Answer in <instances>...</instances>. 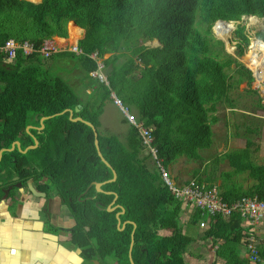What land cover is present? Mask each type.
<instances>
[{
	"label": "trees",
	"instance_id": "trees-1",
	"mask_svg": "<svg viewBox=\"0 0 264 264\" xmlns=\"http://www.w3.org/2000/svg\"><path fill=\"white\" fill-rule=\"evenodd\" d=\"M243 17H257L264 25V0H0V45L14 39L37 47L53 37L67 38L72 22L77 27L71 28L83 30L78 47L85 55H109L104 61L108 86L89 76L96 65L86 56L61 53L51 58L77 61L95 84L84 98L45 70L47 61L37 55L26 57L19 51L14 64L0 56V150L15 141L23 150L33 145V137L38 142L25 154L2 153L0 200L14 177L23 184L45 180L38 188L43 193L53 190L68 209L74 222L69 228L71 243L85 264H130L134 225L133 264H189L183 254L194 239L183 233L181 202L171 196L159 170L148 167L149 157L143 156L136 130L128 126L124 141L102 135L99 117L114 93L136 111L144 126L153 129L157 158L164 169L179 158L201 161L200 152L213 143L218 103L235 108L228 99L235 78L237 85L251 88L250 71L224 51L211 31L217 21L236 23ZM233 35L235 54L241 57L248 44L245 27L237 25ZM255 36L264 42V29ZM154 41L160 45L151 46ZM138 68L142 72L134 77ZM63 111H71L72 120L68 112L60 115ZM45 117L50 118L38 130L39 120ZM76 118L95 128L98 149L108 166L97 155L92 129L74 122ZM222 158L233 168L221 174L224 181L247 174L254 182L247 191L237 184L220 190L223 199L256 196L264 200V167L246 168L242 154ZM112 172L116 180L108 182ZM198 174L193 172L194 178L210 183ZM114 197L117 208L108 212ZM121 210L117 228L116 214ZM200 219L199 211H193L189 224L195 226ZM208 222L203 238L217 246L215 257L225 264H247L241 257L247 231L240 216L234 213L228 221ZM165 228L172 230L171 236L157 237L158 230ZM258 250L263 257L264 247Z\"/></svg>",
	"mask_w": 264,
	"mask_h": 264
},
{
	"label": "rangeland",
	"instance_id": "rangeland-1",
	"mask_svg": "<svg viewBox=\"0 0 264 264\" xmlns=\"http://www.w3.org/2000/svg\"><path fill=\"white\" fill-rule=\"evenodd\" d=\"M232 25L233 29H229L228 32H225L226 35L221 36V31L216 28H212L211 31L214 38L217 40L220 38V41L223 40L224 51L233 56L237 63L241 65L240 62L245 59H243V57H237L235 54L236 48L233 49L232 47V43L235 45L236 42L233 35L234 30L237 25H240L245 27V33L247 32L250 35H254L256 32L263 30L264 25L261 19L255 20L254 18L251 20L246 17L242 18L239 22H232ZM69 26L71 28L74 25ZM150 45L157 46L155 41L150 43ZM43 66L48 72L65 80L68 85L83 98L89 93L90 87L95 86V84H92V81L85 76L83 69L78 65L77 61L68 58H64L63 60L54 58L53 60L51 59L43 63ZM104 72L106 73L105 70ZM141 72V68L136 69L134 77H138ZM105 75L107 77V74ZM236 79L237 78L233 81V90L228 94V99L233 103V107L235 108H230L227 102H219L217 112L213 115L217 118V122L212 126L213 143L211 148L200 152L202 157L201 161H187L185 158H181L176 165H172L170 168L166 169L170 181L175 183L178 180L185 179L183 178L185 175H187V180H189L194 178L193 172H197L200 178L218 185L221 191L235 184L239 185L242 191H247L253 185L254 182L248 178L247 174L234 175L228 181H224L221 178L222 173L231 172L233 170L228 161L222 158L225 154H242L245 158L246 168L264 167V104L260 97L261 91H255L252 87L247 88L244 83L237 85V83H235ZM96 81L101 84L98 80ZM97 82L96 84L98 85ZM252 91H255V94L252 93ZM110 99V101L105 103L103 112L99 117V131L102 135H115L120 138L121 141H124L129 125L127 122H124V115L120 109L115 106L112 93ZM260 105H262V107H260ZM130 111L138 118L135 110L131 109ZM247 142H250L251 145L248 146ZM145 155L148 154L144 152L143 156ZM148 157V167L157 170L153 159L149 155ZM44 181L42 180L40 182L44 183ZM49 192H51V190H49ZM196 233L197 235L202 234V238H196L198 239L196 243L190 246L189 254L185 256L186 261L193 264H221L220 261L215 263V250L217 246L213 245L210 239L207 240L203 238L204 233L202 230L199 229ZM162 235H164V237L169 236V234H164V232L161 236Z\"/></svg>",
	"mask_w": 264,
	"mask_h": 264
},
{
	"label": "built area",
	"instance_id": "built-area-1",
	"mask_svg": "<svg viewBox=\"0 0 264 264\" xmlns=\"http://www.w3.org/2000/svg\"><path fill=\"white\" fill-rule=\"evenodd\" d=\"M245 34L248 38V44L241 56L245 60L240 63L250 71L253 79L251 87L255 91H261L260 97L264 104V79L260 80V82H258L257 79L258 74L264 71V67L261 69L255 66L256 61L254 60H259L262 53L252 47L255 42L262 45H264V42L255 36L256 33L250 35L246 32ZM80 39V35L73 37L68 33L67 38L45 40L37 47L27 41L18 43L14 39H8L0 45V56H2L3 61L8 64L15 63L19 51L26 57L37 55L44 61H48L61 53L86 56L96 65L95 70L90 72L89 76L98 80L101 84L108 86V80L104 72V61L109 55H104L102 58H99L97 53L85 55L78 47ZM232 45L234 49L235 45L233 43ZM112 98L115 106H117L124 115L127 124L136 130L145 152L153 159L171 196L181 202V213L186 214L188 212L189 216H191L193 211H199L202 219L199 220L197 225L204 232L210 227L208 219H211L212 222L217 221V219L228 221L234 213H237L242 220L241 227L247 231L241 246V257L246 260L247 264H262L264 255L263 257L260 256L255 233L258 225L264 221V200H259L254 196L242 197L235 201L227 202L221 196L219 186L214 183L202 182L197 177L189 179L181 185H177L173 181H170L166 169L162 167L157 158V150L154 146V137L152 135L153 129L144 126L143 122L138 120V118L131 113L130 109H128L113 93Z\"/></svg>",
	"mask_w": 264,
	"mask_h": 264
},
{
	"label": "crops",
	"instance_id": "crops-1",
	"mask_svg": "<svg viewBox=\"0 0 264 264\" xmlns=\"http://www.w3.org/2000/svg\"><path fill=\"white\" fill-rule=\"evenodd\" d=\"M27 1L39 3L41 0ZM69 25L74 24L72 22L68 24V33L75 35L73 37L80 35L82 38L83 30L79 27V29H70ZM223 26L226 25L223 24ZM52 39L59 40L60 38ZM57 59L63 60L64 58ZM186 176H183L185 179L175 183L184 184L188 181ZM42 185L44 183L40 181L35 183L29 181L22 188L11 192L8 199L0 200V264H85L80 256V250L71 243L69 228L74 222L68 209L53 190L47 193L41 192L38 187ZM189 219L188 212L181 213L180 222L183 233L194 239L193 245L202 238V234L197 235L196 232L200 228L198 225H190ZM163 232L169 236H161ZM171 233V229H160L157 237L168 238ZM255 238L258 248L262 249L264 247V221L256 228ZM188 254L189 250L183 254L185 261V256ZM217 261L225 264L222 258L215 257V263Z\"/></svg>",
	"mask_w": 264,
	"mask_h": 264
},
{
	"label": "water",
	"instance_id": "water-1",
	"mask_svg": "<svg viewBox=\"0 0 264 264\" xmlns=\"http://www.w3.org/2000/svg\"><path fill=\"white\" fill-rule=\"evenodd\" d=\"M256 18H257V17H256ZM227 23H231V24H232V22L217 21V22H215V24L213 25L212 28H214V26H216V24H227ZM156 45H157V46L160 45L158 41H156ZM79 108H80V106L77 107V109H76L75 111H78ZM66 112L69 113V119L72 120V112H71V111H63L62 113H60V115H63V114H65ZM49 118H50V117H45V118H41V119L39 120L40 128H38V130H41V129L43 128V125H42L43 121H45V120H47V119H49ZM73 121H74V122H83L86 126H88V127H90V128L92 129V131H93V133H94V138H95V140H94V145H95V148H96V151H97V155L100 157L101 161H102L106 166H108V164H107V163L105 162V160L102 158V156H101V154H100V151H99V149H98V142H97L98 134H97V131L95 130V128H94L90 123H88V122H84L81 118L73 119ZM32 128H33L32 126L27 127L26 131H28L29 129H32ZM32 140H33V145L28 146V147L25 148L24 150H21V149H20V144H19L18 142H14V143L11 145V148L8 149V150L2 148V149L0 150V160H1V157H2V153H3V152H11V151H13V150L15 149V147H16V149H17L19 152H21L22 154H25V153H26L27 151H29V150L36 149L37 146H38V142H37V140H36L34 137L32 138ZM115 180H116V174H115V172H112V179H111L110 181H108V182H113V181H115ZM101 186H102V184H100V183H99V184H95V189H96L97 192H100V187H101ZM16 187H17V188L20 187V184H17ZM11 190H12V187H11V186H10V187H7V188H5V189H3V190H2L3 196H2V198H1V200H6V199H8L9 192H10ZM115 201H116V197H114L112 203L107 207L106 210H107L108 212H112V211H114V210L117 208L116 206H114ZM122 214H123V210H121L120 213H117V214H116V218H117V228H119L120 225H121L118 217H119V215H122ZM123 226H124V225L121 226V229H123ZM134 228H135V225L133 226V231H132V233H131V241H130V246H129V251H128V256H129L130 264H133L132 259H131V252H132V247H133V234H134ZM94 264H99V263H98V262H95Z\"/></svg>",
	"mask_w": 264,
	"mask_h": 264
},
{
	"label": "bare ground",
	"instance_id": "bare-ground-1",
	"mask_svg": "<svg viewBox=\"0 0 264 264\" xmlns=\"http://www.w3.org/2000/svg\"><path fill=\"white\" fill-rule=\"evenodd\" d=\"M32 1H36V0H32ZM254 18L255 17H252L251 20L254 19ZM255 20H258V19L255 18ZM230 26H233V25H230L229 23H227L226 26H223V24H217L216 27H214V28H216L217 30L221 31L220 35L222 36V35H226L225 32H228L229 29H231ZM252 47H253V49L258 50V51H260L262 53L261 56H260L261 58L259 57L260 58L259 60L258 59H254L256 61L255 62V66H258V67H260L262 69L264 67V45L255 42V43H253ZM257 79H258V82H260V80L264 79V71H262V72H260V74H258V78Z\"/></svg>",
	"mask_w": 264,
	"mask_h": 264
},
{
	"label": "flooded vegetation",
	"instance_id": "flooded-vegetation-1",
	"mask_svg": "<svg viewBox=\"0 0 264 264\" xmlns=\"http://www.w3.org/2000/svg\"><path fill=\"white\" fill-rule=\"evenodd\" d=\"M15 142H17V141H15ZM13 143H14V142H13ZM13 143H12V144H13ZM18 143H19V142H18ZM12 144H11V145H12ZM19 144H20V143H19ZM10 148H11V146H10ZM10 148H8V149H10ZM4 149H5V148H4ZM8 149H6V150H8ZM20 149H21V147H20ZM14 150H17L16 147H15ZM14 150H13V151H14ZM21 150H22V149H21ZM23 150H24V149H23ZM17 151H18V150H17ZM11 152H12V151H11ZM17 184H20V187L17 188V187H16ZM23 185H24V184L21 183V182L18 180L17 177L12 178V184H10L9 186H7V187H10V186L12 187V190L9 192V195H10L11 192H13V191H15V190H17V189H19V188H22ZM7 187H6V188H7ZM4 189H5V188H4Z\"/></svg>",
	"mask_w": 264,
	"mask_h": 264
},
{
	"label": "clouds",
	"instance_id": "clouds-1",
	"mask_svg": "<svg viewBox=\"0 0 264 264\" xmlns=\"http://www.w3.org/2000/svg\"><path fill=\"white\" fill-rule=\"evenodd\" d=\"M247 18H252V17H247ZM256 18V17H255ZM257 19H259V18H257ZM262 20V19H261ZM263 21V20H262ZM77 27V26H76ZM67 30H68V28H67ZM220 40V39H219ZM156 42V41H155ZM153 47H156V46H153Z\"/></svg>",
	"mask_w": 264,
	"mask_h": 264
}]
</instances>
